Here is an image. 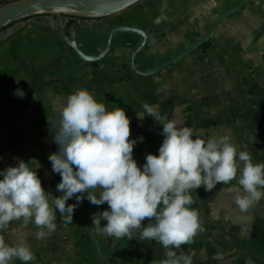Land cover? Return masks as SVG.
Instances as JSON below:
<instances>
[{
  "label": "crops",
  "instance_id": "1",
  "mask_svg": "<svg viewBox=\"0 0 264 264\" xmlns=\"http://www.w3.org/2000/svg\"><path fill=\"white\" fill-rule=\"evenodd\" d=\"M8 1L0 0V5ZM151 2L144 8L146 22L133 19L124 23L144 29L148 35L147 44L138 53L140 63L135 62L141 70L152 69L176 55L178 36L189 32L197 36L198 27L208 26L234 0ZM259 14L262 18H257L264 22V13ZM245 15L243 7L229 17L232 21L227 19L225 26ZM68 20L65 18V24ZM96 20L76 19V42L85 54H97L105 43L106 32L93 24ZM69 29L65 25V31ZM125 32H116L112 38L125 58L102 59L94 64L77 57L63 41L56 15L31 16L0 30V171L18 166V159L25 162L35 159L39 165L36 162L30 166L34 170L39 166L36 171L45 191L57 197L62 195L56 190L61 177L53 172L48 159L58 151L48 118L55 132L54 125L67 96L80 88L90 91L108 110L115 107L126 110L131 120L130 138L138 140L133 158L141 168L148 154L159 155L164 139L163 126L153 117L145 114L143 120L137 118L145 103L157 107L162 116L175 120L178 126L202 130L205 134H230L238 150H246L254 162L264 163V60L234 59L239 51H255L250 46L264 53L263 28L243 26L240 31L228 28L225 34L229 40L218 46L227 59L217 56L213 48L203 51L200 47L178 64L148 76L130 69L126 56L140 35ZM239 35L241 42L234 39ZM127 39L131 40L129 45L122 42ZM153 58L156 61L149 63ZM254 67L256 78L249 74ZM46 70L54 76H45ZM255 82L256 88L252 87ZM17 89L23 90V98L14 95ZM252 89L256 92L251 93ZM235 184V180L228 186L218 184L211 192L202 186L190 193L194 200L191 207L198 211L203 231L191 243L173 249L177 255L185 254V246L190 245L194 249V264H198L196 261L217 264L209 257V251L218 255L219 249L227 244L235 252L233 255L239 256L240 264H264V200L241 213L234 203V193L224 191L217 196L221 189ZM86 196L85 193V199L75 209L71 224L63 225L57 210V228L45 239L37 238L39 229L34 223L25 225L22 220L11 222L0 235L5 236L9 246L16 243L31 246L36 259L28 264H116L110 263L112 258H120V264H160L166 250L155 241L140 240L138 233L131 240L94 234L91 217L110 209L107 203L91 204ZM67 203L77 201L72 198ZM235 219L238 223L233 222ZM106 224L107 221L101 222L102 226ZM143 224L146 227L148 220ZM12 264L24 262L15 258Z\"/></svg>",
  "mask_w": 264,
  "mask_h": 264
},
{
  "label": "clouds",
  "instance_id": "2",
  "mask_svg": "<svg viewBox=\"0 0 264 264\" xmlns=\"http://www.w3.org/2000/svg\"><path fill=\"white\" fill-rule=\"evenodd\" d=\"M14 95L23 98L25 93L17 89ZM142 108L137 118L153 117L163 126L164 139L159 155L148 154L141 168L133 158L138 140L130 138L131 120L124 108L108 110L84 88L67 96L55 132L48 118L58 146L48 159L61 177L56 190L62 195L45 191L36 171L39 166L35 170L30 166L38 161L18 159V166L0 171V231L22 220L25 225L34 223L37 238L45 239L57 228V210L62 223L71 224L86 193L91 204L107 203L110 209L91 217L94 234L131 240L138 233L140 240L155 241L166 250L160 264H193L191 255H177L173 250L203 231L199 213L191 207L193 190L203 186L211 192L218 184L228 186L235 180L234 186L224 187L217 196L234 193L241 213L264 200V163L238 150L230 134H205L178 126L155 106L145 103ZM72 198L77 203L69 205ZM102 221H107L106 226ZM15 258L28 264L36 256L30 245L9 246L0 235V264H12Z\"/></svg>",
  "mask_w": 264,
  "mask_h": 264
},
{
  "label": "water",
  "instance_id": "3",
  "mask_svg": "<svg viewBox=\"0 0 264 264\" xmlns=\"http://www.w3.org/2000/svg\"><path fill=\"white\" fill-rule=\"evenodd\" d=\"M141 1L143 0H10L0 5V30L31 16L56 15L63 41L72 49L77 57L94 64H97L110 52L112 38L116 32L128 31L137 33L140 35V41L131 50L128 57V64L134 73L148 76L154 75L176 64L180 59L213 39L218 25L225 18L241 10L250 0H242L234 7L218 15L205 35L184 48L178 54L149 70L138 69L135 65L136 55L145 47L148 41L146 31L140 27L127 24H118L110 27L107 31L103 48L95 55L85 54L79 49L76 42V28H70L68 31H65V17L100 19L120 12L122 13Z\"/></svg>",
  "mask_w": 264,
  "mask_h": 264
},
{
  "label": "rangeland",
  "instance_id": "4",
  "mask_svg": "<svg viewBox=\"0 0 264 264\" xmlns=\"http://www.w3.org/2000/svg\"><path fill=\"white\" fill-rule=\"evenodd\" d=\"M150 1H154V3H159L161 1H164V0H143L141 1L140 3L134 5L133 7L129 8L128 10L124 11V12H120V13H117V14H114V15H111V16H108V17H104V18H100L96 21L93 22V24L95 26H101L106 34H107V31L110 27L114 26V25H118V24H124L126 22H131L133 19H137L136 21H139V22H146V16L147 14L145 13L144 11V8L146 7V5L149 3V5L152 4V2L150 3ZM240 1L242 0H234L233 4H229V8L226 9L229 10L230 8L234 7L235 5H237ZM244 7V13L246 14L245 17L243 19H239L237 21H235L234 23H232V25L226 27L225 24L227 22V19H230L228 21H232V18H225L221 24L218 25L217 27V30L214 34V37L213 39L209 40L208 42L205 43L204 46H202L200 49L205 51L204 49L207 48V49H210V48H213L214 51L216 52V55L221 57L222 56V59H227V56L226 55H223L220 50L218 49V46L219 45H222V44H225V42H227V39L226 38V34H225V31H227V29L229 28L230 30L232 28H234V30L236 31H240L242 29V27L246 26V27H250L251 29H258L259 27L260 28H263L264 29V22L263 20H259L257 18L258 17H261L262 16L259 14V13H264V0H250L248 2V4L246 6H243ZM163 11V10H161ZM225 12V11H224ZM220 15V14H219ZM264 16V15H263ZM235 18V17H234ZM126 21V22H125ZM214 21V19H213ZM213 21L209 24L208 26L206 27H198L197 29V36H194L193 34H191L190 32L189 33H186L185 35H180L176 38V44H177V48L179 49L176 54H178L180 51H182L184 48H186L187 46L191 45L193 42H195L197 39H199L200 37H202L203 35H205ZM259 22H263L261 25H258ZM250 23V25H249ZM132 25V24H131ZM148 29V32H149V28ZM119 32H125V31H119ZM127 33V35H133L132 33H128V32H125ZM163 38H167V35H163ZM173 37H170V39H172ZM234 39L236 40H240V42L242 41V36H237V37H234ZM244 41L246 40V38L244 37L243 39ZM130 39H127L125 42L124 40L122 41L123 43H130ZM140 41V39H139ZM138 41V42H139ZM231 41V40H230ZM229 41V42H230ZM137 42V44H138ZM137 44H135L133 47H135ZM256 45V44H255ZM119 45H115L112 43V47H111V50L110 52L107 54L106 58H103V60H116V59H119V58H125L123 57V50L122 48L118 47ZM205 47V48H204ZM103 48V47H102ZM197 48V49H199ZM250 48H253V50L255 51H250L248 53V51H239L235 56H234V59L235 60H238V61H241L242 59H247L249 58L251 61H263L264 60V53L263 52H257V50L255 49L256 46H250ZM196 50V49H195ZM217 50V51H216ZM128 54V53H127ZM125 54V55H127ZM190 54V53H189ZM128 57H129V54H128ZM126 56V58H128ZM181 60V59H180ZM155 58H153L152 60L149 61V63H152V62H155ZM136 63H140V59H139V54L137 55L136 57ZM178 64V63H177ZM254 65H256V63H254ZM256 67H254V71L252 72H249V74L256 78ZM45 76H54L52 73H49L47 70H46V74ZM252 87H255L256 88V82L254 83V85ZM251 93H255L256 92V89H252L250 91ZM253 97H255L256 94H251ZM44 140H46V138L43 139V142ZM239 220L235 219V221L233 220L234 223H238ZM64 225V224H63ZM237 245H240L239 243H237ZM230 246L225 244L224 247H221V249H219V253L218 255L214 253V251H209L210 255L209 257L212 259V260H216L217 261V264H240V260L238 259L239 256L238 255H233V253H235L233 250H230ZM233 251V252H232ZM239 251L240 248H239ZM184 253L185 254H188V255H191V256H194V249L190 247V245H186L185 246V249H184ZM193 260V264L195 263V260ZM121 262V259H111L110 260V263H118L120 264ZM198 264L199 261H196ZM209 262V260H208ZM124 264V262L122 263Z\"/></svg>",
  "mask_w": 264,
  "mask_h": 264
},
{
  "label": "trees",
  "instance_id": "5",
  "mask_svg": "<svg viewBox=\"0 0 264 264\" xmlns=\"http://www.w3.org/2000/svg\"><path fill=\"white\" fill-rule=\"evenodd\" d=\"M65 18L69 19L66 22V28H75L77 26L76 24V19H78L77 17H65Z\"/></svg>",
  "mask_w": 264,
  "mask_h": 264
},
{
  "label": "flooded vegetation",
  "instance_id": "6",
  "mask_svg": "<svg viewBox=\"0 0 264 264\" xmlns=\"http://www.w3.org/2000/svg\"><path fill=\"white\" fill-rule=\"evenodd\" d=\"M204 45H205V44H204ZM204 45H203V46H204Z\"/></svg>",
  "mask_w": 264,
  "mask_h": 264
}]
</instances>
